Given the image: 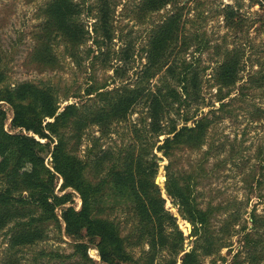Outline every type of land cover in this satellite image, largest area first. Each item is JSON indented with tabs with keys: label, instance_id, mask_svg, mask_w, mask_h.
Returning a JSON list of instances; mask_svg holds the SVG:
<instances>
[{
	"label": "rangeland",
	"instance_id": "rangeland-1",
	"mask_svg": "<svg viewBox=\"0 0 264 264\" xmlns=\"http://www.w3.org/2000/svg\"><path fill=\"white\" fill-rule=\"evenodd\" d=\"M72 1L79 28L64 22L67 8H54L50 0H0V84L49 85L58 97L57 111L74 103L84 114L70 120L61 138L68 152L83 159L88 179L107 178L93 203V216L117 227L128 257L122 264H182L184 252L194 255L191 264H264V10L258 3L263 0H169L151 10L145 8L147 1L109 0L111 37L98 25V0ZM229 5L232 18L225 17ZM179 6L183 31L151 65L153 34ZM41 41L50 45L49 60L37 58ZM232 56L237 59L236 78L223 83L217 68ZM148 66L152 68L141 72ZM151 71L152 90L158 86L164 91L167 81L181 91L192 72L199 85L186 101L184 94L162 98L158 123L149 96L137 99L125 115L98 120L96 110L106 97L88 94V85L133 88ZM193 84L189 78L188 89ZM24 95L28 99L31 93ZM0 107L5 130L26 132L11 124L9 102L0 100ZM201 117L207 122L202 135L188 131L166 150L159 146L174 134L162 133L170 125L193 127ZM56 137L38 138L43 142L38 151L57 174L55 192L72 195L55 208L59 222H43L41 235L32 242L10 243L13 220L1 227L0 264H108L100 261L98 236L90 237L84 229L76 235L65 231L61 207L79 209L82 199L75 189L61 187L59 172L66 157L52 159ZM130 152L140 157L145 170L130 165L122 177L110 178L112 171L126 167ZM169 170L175 180H189L192 200L210 210L206 225L183 216L179 200L167 191ZM137 179L145 187L156 186L157 192L137 197ZM2 184L0 180V189Z\"/></svg>",
	"mask_w": 264,
	"mask_h": 264
},
{
	"label": "trees",
	"instance_id": "trees-1",
	"mask_svg": "<svg viewBox=\"0 0 264 264\" xmlns=\"http://www.w3.org/2000/svg\"><path fill=\"white\" fill-rule=\"evenodd\" d=\"M142 1L144 5L145 1H147L149 4L145 8L151 10L159 8L169 0H141L140 2ZM263 2L259 1L258 3H260L264 10ZM49 3L54 8H58L57 6L60 4L62 8H67L66 12L62 10L66 13L64 22L72 23L76 28H79L74 22L75 20L72 17L73 12H71L76 8V3L72 0H50ZM98 11L97 20L99 27L104 30L107 36L111 37V23L109 20L111 17L110 1L98 0ZM233 12V7L229 5L225 17L231 15L229 18H232L234 16ZM181 16L182 10L181 6H179L156 29L150 47L152 58L149 62L151 65L157 60L154 56L157 53L164 52L165 47L169 44L168 41L173 37L177 38L175 34L178 31H183L184 25L181 22ZM99 27L95 26L94 28L98 31ZM80 32L83 33L82 30ZM182 43H184V39H180V45ZM40 47L37 58L49 60L52 56L50 45L41 41ZM39 52L42 54L40 55ZM149 68H152V66L144 68L141 72ZM236 70L237 59L232 56L219 64L217 78L223 83H233L236 78ZM154 72L151 71L145 76L141 75L136 81L139 84L133 88L124 84L114 90H102L101 88L106 86L105 82L101 83L100 86L88 85L86 87L88 94L94 92L97 95L106 97L105 104L96 110L99 114L98 120L109 118L111 115H125L130 105L137 99L142 96H149L151 100L150 112L153 110V120L155 123H158V115L160 114L162 101L166 98V95L169 94L179 99L180 95L184 94L183 101H186V98L188 96L191 97L199 85L197 73L192 72L194 77H185L186 80L183 82V89L181 91L167 81H164V91H161V88L158 86L152 90L149 85V77ZM2 76L3 73L0 71V79H2ZM189 78L194 83L191 90L187 87ZM26 91L31 93L28 99H26L27 95H24ZM224 96L225 94L220 95L218 99L221 100ZM57 98L53 88L49 85L38 86L28 81L20 82L13 86L0 84V100L9 102L13 108V115L10 120L11 124L24 129L26 132H31V134L22 131L12 133L5 130L2 122L4 111L0 107V180L4 183L0 189V228L13 220L10 243L18 245L32 242L40 236L41 225L46 220L51 219L55 220L56 223L59 222L55 208L68 201L72 194L70 191H65L61 194L55 192V178L57 174L45 164L44 157L38 151V148L43 145V142L38 138L51 139L52 135H56V142L53 144L51 157L53 160L58 155L66 157V167L63 171L59 172L62 179L61 187L75 189L79 192L82 199L79 209H75L71 205L61 207V216L65 223L66 233L76 235L81 229H84L85 233L90 237L98 236L97 249L100 261L108 264H122L128 257L124 251L117 227L107 220L93 216V203L101 196L107 178L102 177L98 181L88 179L84 174L85 164L83 159L75 153L68 152L65 149L64 140L61 138L68 125L73 123L70 120L74 121L76 117H82L84 114L79 111L74 103H66L60 111H57ZM46 117H52V119H46ZM188 118V116H185L183 119L187 120ZM203 118L201 117L197 120V124L193 127L183 124L176 129L175 124L170 125L162 133L174 132L175 135L166 136L162 145L159 146L166 150L169 146H173V143L178 142L180 135L188 131L197 130V132L199 131L198 134H203L207 123ZM192 139L189 137V140ZM125 161L127 162L126 167L121 170L112 171L109 176L110 178L122 177L121 175L129 170L130 165H133L139 172L145 170L140 157L138 155L136 157L133 156L132 152H130V155L129 153L127 154ZM25 162L29 163L28 167H24ZM172 174L171 170L167 173V191L179 200L178 204L181 213L194 224H199L200 226L206 225L210 210L199 208L196 202L192 200L191 195L193 194V190L189 180L182 177L180 181H177L172 178ZM131 178L133 179L134 177L132 176ZM136 183L133 189L137 197L142 193L148 196L149 193L153 194L151 191L157 192L156 186L145 187L141 179H137ZM193 223V228H195L197 225ZM193 259V254L184 252L182 264H191ZM172 264L175 263L173 262Z\"/></svg>",
	"mask_w": 264,
	"mask_h": 264
}]
</instances>
